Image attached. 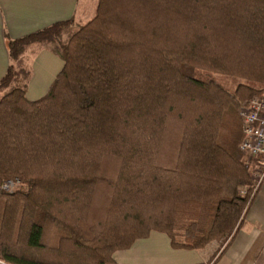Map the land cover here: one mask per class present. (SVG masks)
I'll use <instances>...</instances> for the list:
<instances>
[{
	"label": "trees",
	"instance_id": "trees-1",
	"mask_svg": "<svg viewBox=\"0 0 264 264\" xmlns=\"http://www.w3.org/2000/svg\"><path fill=\"white\" fill-rule=\"evenodd\" d=\"M6 41L3 259L110 264L153 231L192 250L233 239L263 186L238 111L264 94V0H98L85 24ZM36 46L64 67L30 101L22 58ZM203 72L243 82L230 91ZM12 179L26 189L3 192Z\"/></svg>",
	"mask_w": 264,
	"mask_h": 264
},
{
	"label": "crops",
	"instance_id": "crops-1",
	"mask_svg": "<svg viewBox=\"0 0 264 264\" xmlns=\"http://www.w3.org/2000/svg\"><path fill=\"white\" fill-rule=\"evenodd\" d=\"M83 2L84 8L82 0H0V80L11 63L7 36L19 39L57 22L88 20L97 7L92 0ZM22 64L31 71L26 90L30 101L43 98L64 67L57 54L37 46L26 52ZM111 264H264V185L241 229L225 245L213 242L201 250L175 248L167 233L153 231L130 248L115 252Z\"/></svg>",
	"mask_w": 264,
	"mask_h": 264
},
{
	"label": "built area",
	"instance_id": "built-area-1",
	"mask_svg": "<svg viewBox=\"0 0 264 264\" xmlns=\"http://www.w3.org/2000/svg\"><path fill=\"white\" fill-rule=\"evenodd\" d=\"M243 123V140L240 144L245 162L253 177L256 187L264 185V95L254 96L245 102L240 109ZM21 184L20 180H10L4 183V192L13 193V186ZM246 191L242 193L245 194ZM0 264H11L1 256Z\"/></svg>",
	"mask_w": 264,
	"mask_h": 264
},
{
	"label": "rangeland",
	"instance_id": "rangeland-1",
	"mask_svg": "<svg viewBox=\"0 0 264 264\" xmlns=\"http://www.w3.org/2000/svg\"><path fill=\"white\" fill-rule=\"evenodd\" d=\"M93 1L94 0H92V4H95V6L97 7L98 0H95L96 2H93ZM84 7H85V4H84V2L82 0V8H84ZM95 13H96V8L93 7L91 17L88 20L81 21L80 23L81 24H85L86 22H88L95 15ZM198 77L200 79H202V80L214 79V80L218 81L219 83H221L222 85H224L230 91H234L236 86L239 83L243 82V80H241L239 78L230 77V76L221 75V74H215V73H207V72L201 73ZM261 95H264V94H261ZM2 96H3V93L0 92V99H1ZM257 96H260V95H257ZM240 109H241V106L239 107V111H238L239 116H240ZM253 177L255 178L254 174L252 176V179H253ZM12 180H16V179H12ZM8 181H10V180H8ZM252 181L254 182V180H252ZM20 183L21 184H19L17 186H13L14 192H16V191H18V190H20L22 188L26 189V187L23 186V183L21 181H20ZM2 191L4 192L3 189H2Z\"/></svg>",
	"mask_w": 264,
	"mask_h": 264
}]
</instances>
